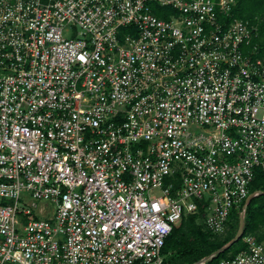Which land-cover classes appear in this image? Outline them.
Instances as JSON below:
<instances>
[{
  "label": "built area",
  "instance_id": "built-area-1",
  "mask_svg": "<svg viewBox=\"0 0 264 264\" xmlns=\"http://www.w3.org/2000/svg\"><path fill=\"white\" fill-rule=\"evenodd\" d=\"M235 4L0 0V264H163L184 215H244L264 57ZM242 240L217 264H264Z\"/></svg>",
  "mask_w": 264,
  "mask_h": 264
},
{
  "label": "trees",
  "instance_id": "trees-1",
  "mask_svg": "<svg viewBox=\"0 0 264 264\" xmlns=\"http://www.w3.org/2000/svg\"><path fill=\"white\" fill-rule=\"evenodd\" d=\"M155 12L158 14V11ZM231 15L251 22L259 21L258 36L254 42L258 45L259 56L264 57V0H236ZM249 192H258V194L251 196L245 206L242 237L226 250L218 252L205 264H217L220 259L234 256L244 249L245 244L242 238L247 234L264 240V232L259 235L256 233L260 228H264V169H256ZM202 210L199 208L197 213L184 215L180 222L172 227L161 250L163 264L164 254L169 256L168 264L171 261L173 264H193L202 257L222 248L235 236L240 218V208L232 210L230 229L220 237L211 235L204 228L201 217Z\"/></svg>",
  "mask_w": 264,
  "mask_h": 264
},
{
  "label": "water",
  "instance_id": "water-1",
  "mask_svg": "<svg viewBox=\"0 0 264 264\" xmlns=\"http://www.w3.org/2000/svg\"><path fill=\"white\" fill-rule=\"evenodd\" d=\"M249 199H250V197L247 198L246 202H248ZM243 224H244V215H241L240 218H239L238 228H237V232H236L235 236L228 243H226L222 248L218 249L214 253L217 254L218 252L224 251L228 247H230L232 244H234L235 242H237L242 237V234H243Z\"/></svg>",
  "mask_w": 264,
  "mask_h": 264
},
{
  "label": "rangeland",
  "instance_id": "rangeland-1",
  "mask_svg": "<svg viewBox=\"0 0 264 264\" xmlns=\"http://www.w3.org/2000/svg\"><path fill=\"white\" fill-rule=\"evenodd\" d=\"M67 30H68L69 33H72V34H73L74 31H75V28L70 27V28H68ZM67 30L64 31V34H65L66 37L69 36V35L66 33ZM154 194H156V191H153L152 195H154ZM0 203H5V201H1V200H0ZM39 203H46V204H49V201H40ZM262 232H264V228H260L256 233L259 235V234H261ZM163 254H164V253H163ZM161 255H162V253H161ZM168 260H169V256L166 255V254H164V264H168V263H169ZM170 264H173V261H171Z\"/></svg>",
  "mask_w": 264,
  "mask_h": 264
}]
</instances>
